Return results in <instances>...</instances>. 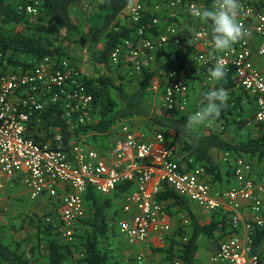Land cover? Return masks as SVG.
I'll use <instances>...</instances> for the list:
<instances>
[{
    "label": "built area",
    "instance_id": "1",
    "mask_svg": "<svg viewBox=\"0 0 264 264\" xmlns=\"http://www.w3.org/2000/svg\"><path fill=\"white\" fill-rule=\"evenodd\" d=\"M20 2L27 3L29 16L39 15L41 0ZM216 3L217 0L154 1L153 25L161 27L163 18L171 23L157 38H145V30L141 29L137 44L125 42L132 68L140 72L171 44L182 46L184 29L177 20L183 14L190 21L188 41H193L190 46L197 50L195 56L200 65L211 69L221 61L227 73L233 70L239 87L256 98L255 122L264 124V69H258L253 62L255 55L264 59V0H240L238 22L248 35L223 52L213 48L211 29L192 14L196 9H211ZM145 10L139 2L130 5L127 12L132 22L139 23ZM123 51L114 53V64L119 63ZM76 67L68 59L45 58L31 70L0 76V176H20L33 201L46 197L58 203L63 223L60 230L68 241L74 239L75 226L85 217L84 199L89 188L109 195L125 184L133 186V190L124 195L127 217L118 225L119 235L131 245L144 244L152 235L165 237L172 231V224L166 205L158 197L168 187L180 198L197 204L207 215L226 210L230 234L212 256V263L260 264L251 255L250 236L254 225L264 229V179L256 182L253 169L244 158L223 154L224 163L234 172V186L220 191L211 184L205 168L188 160L183 149L170 145L162 133L152 138L139 135L128 122L118 127L121 139L113 148L112 160L84 142L67 148L58 133L41 142L29 136L31 120L50 104H60L69 122L78 114L72 128L88 122L93 96L87 92L83 74ZM164 84L163 106L172 115L184 112L181 102L191 88L187 72L171 71ZM157 85L153 92L158 90ZM47 136L44 133L42 137ZM241 202H247L251 212L248 224L242 222ZM242 227L248 231L246 238L241 234ZM130 264H146L145 255L139 254Z\"/></svg>",
    "mask_w": 264,
    "mask_h": 264
},
{
    "label": "trees",
    "instance_id": "2",
    "mask_svg": "<svg viewBox=\"0 0 264 264\" xmlns=\"http://www.w3.org/2000/svg\"><path fill=\"white\" fill-rule=\"evenodd\" d=\"M133 1L41 0L39 15L33 17L26 13V2L0 0V76L10 71L31 70L45 58L68 59L75 64L67 52V47L56 44L53 39L54 35H65L68 41L77 36L76 43L81 47H88L92 61L105 70V74L93 79L83 75V84L87 92L93 96L86 124H76L72 128L78 114L73 116L72 122H69L60 104H50L46 111L36 114L31 120L29 136L36 142H41L58 133L62 135L67 148L72 143L82 142L81 138L84 137L88 138L92 146L93 142H100L103 138L111 136L114 129L128 122L139 135H144L140 131H146V135L152 138L162 133L170 145H177L181 139L183 144L181 149L188 155V160L193 159L195 165L205 168L206 176L217 190H224L226 185H230L228 189L234 186V172L224 162L222 166L215 162L213 156L216 151L232 154L235 158H244L253 166L252 174L256 182H261L264 179V124L255 123L259 128L258 135L244 141L230 143L223 137L225 128L230 125L231 117L234 118L236 124L242 126L237 118L245 117L246 106L254 110L253 121L258 111L256 98L239 87L233 78V70L227 73L214 88H222L228 94L220 115L214 121L226 122L221 130L201 134L197 130L191 131L185 127L189 114L179 113L181 115L175 117L174 114L151 111L148 101L154 95L152 89L155 84H158L161 89L164 88L165 79L161 82L157 78L158 70L151 68L153 63L144 66L140 72H135L132 62L129 61V52L124 45L129 41L137 44L140 40L139 31L141 29L145 30V38H157L167 29L171 20L163 18L161 27L154 26L155 14L152 10L154 0H142L141 4L144 7L147 6L143 19L139 23L132 22L128 13L126 14V9ZM81 5L97 15L98 22L89 26L87 30H83L74 22L73 9L76 7V10ZM122 19H125V25L122 24ZM177 22L180 25V19ZM182 33V46L171 44L160 54L165 62L159 68V72L167 75L176 70L187 72L193 80H203L204 73L210 69L201 66L197 57L198 70L196 68L192 70L194 68V66L191 68L194 62L193 56L197 50L188 44L190 32L182 31ZM118 49L124 51L119 63L114 64L113 55ZM160 57L157 56L156 60H160ZM190 68L191 70H188ZM193 71L195 73H191ZM114 72L124 73L126 78L122 76L119 81H116L113 78ZM198 75L202 77L195 78ZM138 77L141 79L139 89L136 92H129L124 85V80ZM168 132L174 134L173 140L169 138ZM44 133L48 135L46 138L42 137ZM131 190L133 186L130 184L121 185L116 194L124 196ZM108 197L109 195L98 194L92 187L85 195L86 217L81 219L82 224H80L83 227L85 239L81 246L71 244L75 238L69 242L62 238L63 233L60 227L63 223L59 204L51 200L59 211V216L57 214L59 221L49 220L47 223L44 222L40 228L45 236L44 243L47 244L45 264L69 263L75 253L82 254L80 264H110L111 255L108 247H101V241L108 239L111 229L108 212L113 209L114 204L112 198ZM158 201L166 205L170 215H172L173 208H179L180 212H185L187 220L184 224L191 229V235L184 242L173 241V246L163 251L166 261L170 264H197V257L203 242L222 240L230 234L228 214L225 210L209 215L212 220L204 224L193 213L191 203L180 198L172 189L165 188L159 195ZM122 213L126 218L124 206ZM180 233L183 232L180 231ZM250 242L251 255L257 257L260 264H264V229L254 225ZM176 246L179 247L177 253H175ZM26 252L20 253L17 247L5 244L0 235V264H36L25 257ZM28 253L30 256L34 255L35 250L30 249Z\"/></svg>",
    "mask_w": 264,
    "mask_h": 264
},
{
    "label": "rangeland",
    "instance_id": "3",
    "mask_svg": "<svg viewBox=\"0 0 264 264\" xmlns=\"http://www.w3.org/2000/svg\"><path fill=\"white\" fill-rule=\"evenodd\" d=\"M142 0L137 1V3L141 2ZM158 1V0H154ZM153 1V2H154ZM150 6V5H149ZM147 7V6H146ZM164 14L166 12V9L163 7ZM74 15V22L78 24L83 30H87L89 26L94 25L98 22L97 15H95L94 11L87 10L86 11H80L79 9H76L73 11ZM94 14V17H92ZM122 24L125 25L126 23L125 19L121 20ZM165 22V21H164ZM190 21L184 16L180 19V26L183 27L184 30L187 32L190 30ZM187 28L189 30H187ZM54 41L57 45L60 46H66L67 52L69 56L74 60L76 66L79 68V70L82 72L83 75L88 76L90 78H97L102 74H105V70L103 68H100L98 65H96L92 59L91 54L89 52L88 47H81L79 46L76 41L78 40V37H72L71 41H68L65 38V35H54L53 36ZM160 60H156L152 65L151 68L158 70V79L163 81L165 79L166 75L162 72H159V68L163 65L165 62V59L162 55H159ZM253 57V62L256 65L264 64V59L261 57ZM192 67L194 70H198L199 64L197 60L195 61L193 57ZM195 64V65H194ZM188 69V70H191ZM195 73V71L191 72ZM124 76V73H116L114 72L113 78L116 81H119V79ZM202 77V75H198L195 78ZM204 79L203 80H193V78H190L191 80V88L189 93L182 99V104L185 106V111L180 112L176 111L174 112V116L181 115L182 114H189L192 115L198 111H200L203 107V94L206 93L209 90H213L219 81H214L209 76V70H206L204 73ZM139 77L137 79H125L124 85L128 89L129 92H136L139 89L140 85ZM156 85V84H155ZM158 90L155 91L148 101V106L153 112H160V113H168L167 109L163 106L164 103V97H165V89L160 88L159 85ZM246 113L245 117L242 119H238V121L241 122L242 126L235 123V120L233 117L230 118L228 127L224 130V139L227 142H240L248 139L249 137H253L258 135L259 128L255 124V120L253 121V115L254 110L250 106H246L245 108ZM169 114V113H168ZM172 115V114H170ZM142 123V122H141ZM226 122H214V123H207L205 122L203 125H201L197 132L201 134H205L209 131H217L224 128ZM145 125V124H144ZM143 125V126H144ZM141 126V127H143ZM139 131V130H138ZM146 135V131L141 132ZM169 133V138L173 140V133ZM182 141H178L177 146L181 148L183 144H181ZM100 142L95 141L93 142V146L96 147V149L101 150V146L99 145ZM88 145V143H87ZM91 147V145H88ZM214 160L216 163L223 165V157L224 155L221 152H214ZM251 165V164H250ZM252 169L253 166L251 165ZM230 185L224 186V189H228ZM113 200L114 207L111 211L108 212L109 217V223H110V234L107 240L102 242L101 247L106 246L109 249V253L111 255L110 264H130L134 261V258L138 256L139 249L129 246L125 240L119 236L118 234V225L121 221H123L124 214L122 213V209L124 206V203L126 202V197L121 194H115L114 197L109 196ZM108 197V198H109ZM264 198V197H263ZM190 207L192 209H195L199 221L201 223H209L212 220V217L205 214L204 212H200V209L197 207V205H193L195 203L190 202ZM34 205L27 207V205H15L11 204L10 209H13L14 207L19 211L18 215H12V214H4L1 213L0 217V235L3 239L4 243L7 245H11L13 247H17L20 253H23L25 251H29L30 249L35 250L34 259L32 260L36 264H40L43 262L44 257L46 256L47 252V244L44 243L45 236L43 235V232L40 231L41 225L44 222H48L49 220H56L59 221V211H57L56 206L51 201H46L43 205L45 206V209L39 210L38 213L35 209V207H38L37 203H33ZM87 212V211H86ZM58 214V216H57ZM171 224L173 231L170 235L167 237H161L160 242L153 245L152 250L149 254V264H170L166 261L165 254L163 251L169 250L173 246L174 242H184L186 238H188L191 235V229L189 226H186L184 224V221L186 222V218L184 216V213L180 212L178 209H172L171 210ZM86 217V216H85ZM84 217V218H85ZM83 218V219H84ZM81 220L76 224L75 226V236L73 245L75 246H81L84 243V232L83 227L80 225ZM80 225V226H79ZM180 231L183 233L181 234ZM179 234V236H178ZM184 234V236H183ZM64 239V237H62ZM167 238V239H166ZM67 240V239H66ZM68 241V240H67ZM69 242V241H68ZM220 240L218 241H211V242H203L201 251H200V257H199V264H212L211 258L212 256L217 252L219 248ZM179 251V247H175V253ZM143 254V253H142ZM81 255L79 253H75L72 261L66 264H80ZM146 255V253L144 254ZM176 262V261H175ZM148 264V260L146 261ZM219 264H227V263H219Z\"/></svg>",
    "mask_w": 264,
    "mask_h": 264
},
{
    "label": "clouds",
    "instance_id": "4",
    "mask_svg": "<svg viewBox=\"0 0 264 264\" xmlns=\"http://www.w3.org/2000/svg\"><path fill=\"white\" fill-rule=\"evenodd\" d=\"M240 0H217L211 9H196L193 15L202 23L210 24L211 43L217 52L231 49L232 45L248 35L238 22ZM199 34H197L198 36ZM192 40L188 41L191 45ZM227 74L221 61L209 70V76L214 81H221ZM228 94L224 89H213L203 94V107L190 115L185 127L196 131L205 122L211 124L220 115L222 106L226 103Z\"/></svg>",
    "mask_w": 264,
    "mask_h": 264
},
{
    "label": "crops",
    "instance_id": "5",
    "mask_svg": "<svg viewBox=\"0 0 264 264\" xmlns=\"http://www.w3.org/2000/svg\"><path fill=\"white\" fill-rule=\"evenodd\" d=\"M137 1L139 0H134L132 2L131 5L133 4H136ZM76 8V7H75ZM75 8L73 9V11L75 10ZM84 8V9H82ZM77 9H79L80 11H86V7L85 6H80L78 7ZM128 8L126 9V14L128 13L127 12ZM165 16V14L163 15ZM209 29L210 28V24L208 23H204ZM187 30H189L187 28ZM186 31V30H183V32ZM200 50H203V49H200ZM194 59L197 60V57L198 56H193ZM256 57V56H254ZM130 61V60H129ZM255 64V63H254ZM255 66L258 68V69H264V64H261V65H256ZM78 68V67H77ZM79 69V68H78ZM80 71V70H79ZM81 72V71H80ZM82 73V72H81ZM219 83V82H218ZM112 135L107 137V138H103V140L100 141V146L102 147L101 150L100 149H96L93 147V145L90 147L88 145H91L88 141V138H84L82 137L81 138V141L85 143V145L88 147V148H91V149H96L98 151H101L102 154H105V157L107 159H110L112 160L113 159V148L115 147V145L117 144V142L121 139V135L119 133V129H114L112 131ZM181 140V139H180ZM179 140V141H180ZM178 141V140H177ZM182 141V140H181ZM88 143V145H87ZM170 143V142H169ZM182 144V143H181ZM223 154V153H222ZM116 193H111L109 194V196L111 197H114ZM46 201H51L50 199L46 198V197H42L40 198L39 200L37 201H33L30 197V194H29V191L25 188V186L23 185V182H22V179L20 176H17L16 178L14 179H6L5 177L3 176H0V217L3 216L4 214L8 213V214H12V215H18L19 214V211L14 207L13 209H10V206L11 204H15V205H19V206H22V205H27V207L29 206H32L34 205L33 203H37L38 204V207L36 209L37 213L39 210H43L45 209V206L43 205L44 203H46ZM52 202V201H51ZM242 204V222L244 224H248L251 220V212H250V209H249V206L247 204V202H241ZM193 205H197V204H193ZM197 207L200 209V212L202 214L203 210L197 205ZM228 208V207H227ZM173 209H178L179 208H173ZM192 209V208H191ZM229 210V208H228ZM193 213L195 214V216L199 219L198 217V214L196 212L195 209H192ZM226 211V210H225ZM4 212V213H3ZM1 213H3V215H1ZM184 213V216H186L185 212H182ZM170 215V214H169ZM171 216V215H170ZM171 219V217H170ZM173 230V228H172ZM241 234L243 235L244 238L247 237L248 235V231L247 229H245L244 227H242L241 229ZM226 239V237L222 238V240H220V244ZM3 240V239H2ZM129 246L131 247H134V248H138L139 249V253H143L146 257V261L148 260V264H149V259H150V252L152 250V246L157 244L158 243H161L160 242V237L159 236H156V235H152L149 239L148 242L146 243H142V244H135V245H131L129 244L127 241H125ZM162 244V243H161ZM219 244V245H220ZM264 250V249H263ZM201 251V249H200ZM29 251L26 252V258L27 259H31L33 260L34 259V255H31L28 253ZM199 257H200V252L198 254V257H197V264H199ZM212 259V258H211ZM45 257L43 259V262H41L40 264H45ZM212 263V261H211ZM147 264V263H146ZM214 264V263H212ZM229 264V263H227Z\"/></svg>",
    "mask_w": 264,
    "mask_h": 264
}]
</instances>
